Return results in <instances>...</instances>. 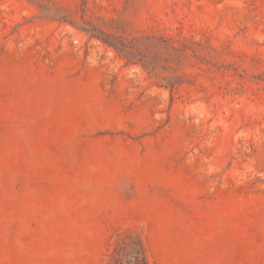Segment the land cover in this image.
<instances>
[{"label": "rangeland", "instance_id": "obj_1", "mask_svg": "<svg viewBox=\"0 0 264 264\" xmlns=\"http://www.w3.org/2000/svg\"><path fill=\"white\" fill-rule=\"evenodd\" d=\"M127 231L264 264V0H0V264H107Z\"/></svg>", "mask_w": 264, "mask_h": 264}, {"label": "trees", "instance_id": "obj_2", "mask_svg": "<svg viewBox=\"0 0 264 264\" xmlns=\"http://www.w3.org/2000/svg\"><path fill=\"white\" fill-rule=\"evenodd\" d=\"M77 28L89 34L90 38L98 39L112 47L119 56L126 60V63H140L143 67H148L146 60L138 56L145 37H128L105 32L95 26ZM107 264H151L141 234L137 231H127L120 235L108 253Z\"/></svg>", "mask_w": 264, "mask_h": 264}]
</instances>
